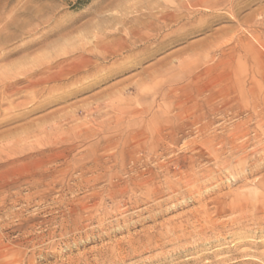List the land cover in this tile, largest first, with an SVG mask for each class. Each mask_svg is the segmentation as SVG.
Instances as JSON below:
<instances>
[{
  "label": "rangeland",
  "instance_id": "374dc122",
  "mask_svg": "<svg viewBox=\"0 0 264 264\" xmlns=\"http://www.w3.org/2000/svg\"><path fill=\"white\" fill-rule=\"evenodd\" d=\"M0 264H264V0H0Z\"/></svg>",
  "mask_w": 264,
  "mask_h": 264
},
{
  "label": "bare ground",
  "instance_id": "6f19581e",
  "mask_svg": "<svg viewBox=\"0 0 264 264\" xmlns=\"http://www.w3.org/2000/svg\"><path fill=\"white\" fill-rule=\"evenodd\" d=\"M167 174V173H166ZM166 184V183H165ZM168 186V185H167ZM169 187V186H168ZM142 188V187H141ZM208 189V188H207ZM145 190V189H144ZM149 190V189H148ZM179 193V192H178ZM150 195V194H149ZM136 198V197H135ZM148 198V197H147ZM165 199V198H164ZM178 200V199H177ZM204 201V200H203ZM196 202V201H195ZM161 203V202H160ZM176 203V202H175ZM168 206V205H167ZM132 207V206H131ZM201 207V206H200ZM118 208V207H117ZM145 209V208H144ZM258 211V210H257ZM200 215V214H199ZM158 217V216H157ZM119 221V220H118ZM167 221V220H166ZM165 222V221H164ZM171 222V221H170ZM201 222V221H200ZM235 223V222H234ZM208 224V223H207ZM250 224V223H249ZM208 227V226H207ZM206 228V227H205ZM201 230V229H200ZM198 234V233H197Z\"/></svg>",
  "mask_w": 264,
  "mask_h": 264
}]
</instances>
